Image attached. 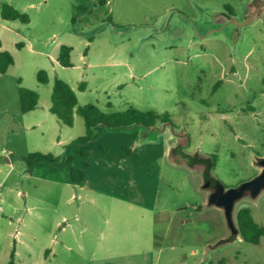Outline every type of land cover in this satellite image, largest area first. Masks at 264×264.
Returning <instances> with one entry per match:
<instances>
[{"label":"rangeland","instance_id":"obj_1","mask_svg":"<svg viewBox=\"0 0 264 264\" xmlns=\"http://www.w3.org/2000/svg\"><path fill=\"white\" fill-rule=\"evenodd\" d=\"M105 1L0 0V41L15 61L0 74V157L11 156L0 162V264H264L263 241L224 243L231 231L209 205L203 167L171 158L184 134L186 153L216 156L211 176L227 189L261 173L264 9L245 24L255 0ZM6 2L25 6L31 23L5 24ZM61 46L72 67L57 62ZM55 79L79 106L168 115L174 127L98 128L78 158L84 119L69 127L47 112ZM19 87L39 94L35 111L20 112ZM35 154L57 163L30 169ZM73 155L91 166L82 185L71 181ZM242 208L264 225V193L236 204V224Z\"/></svg>","mask_w":264,"mask_h":264},{"label":"trees","instance_id":"obj_2","mask_svg":"<svg viewBox=\"0 0 264 264\" xmlns=\"http://www.w3.org/2000/svg\"><path fill=\"white\" fill-rule=\"evenodd\" d=\"M104 0L99 1V5H104ZM81 8H78V12ZM226 12L230 16H234L232 9H226ZM1 17L6 21H18L22 24H29L30 17L18 11L9 4H4L1 9ZM264 18V14H263ZM18 48H21V44H17ZM1 48V42H0ZM72 48L67 46H61L58 56V63L60 66L68 68L72 67L71 63ZM14 58L11 53L5 51L0 52V74H5L9 67L14 65ZM37 80L40 84L46 85L49 83V77L47 72L40 71L37 75ZM263 91H264V78H263ZM83 89L84 86L82 85ZM39 94L36 91L29 90L23 87H19V100H20V112L27 114L35 111L39 105ZM50 113L54 115L62 124L72 127L74 124L75 115H78L84 119L86 126L85 136L77 139L73 146H82L76 154L82 158L86 157L91 150L94 131L96 129L108 128V129H126L130 130L138 126H142L147 132H151L157 129L156 124L159 122L163 125L174 127L170 123L168 115L160 116L156 113H141L136 110H129L124 114H115L106 116L101 113L96 107L87 105L79 106L78 98L72 88L60 79H55L53 85V91L51 96ZM199 159L204 161L207 167L206 174L211 177V171L216 166V156H206L201 153L194 154ZM29 166L33 163H57V159L51 155L35 154L24 159ZM74 157L68 159V167L70 169V176L72 183L75 185L82 184L86 179V170L89 168V164L84 162L82 167L76 168L73 165ZM215 179V178H214ZM217 180V179H216ZM236 226L239 230L241 239L252 245H259L264 242V225L260 226L255 221L249 208H242L237 213ZM232 236L229 237V239ZM235 242V241H234ZM14 253L11 254L13 259ZM13 264V261L10 262Z\"/></svg>","mask_w":264,"mask_h":264},{"label":"water","instance_id":"obj_3","mask_svg":"<svg viewBox=\"0 0 264 264\" xmlns=\"http://www.w3.org/2000/svg\"><path fill=\"white\" fill-rule=\"evenodd\" d=\"M263 9H264V0H255L253 2V7L251 8V10H254L255 12L246 19L245 24L250 23L254 19L258 18L259 13L262 12ZM230 24H236L239 27L243 26L240 25L238 20H236L235 18H232L230 20ZM188 143H189V138H187L186 147L188 146ZM9 161L10 159L8 157H0V162H9ZM258 164L259 167L261 168V173L254 179L242 183L237 188L227 189L225 185L219 180H216L212 186L211 177L207 174L205 176L206 178H205L204 188L211 191L209 196V205L216 206L224 211L227 225L231 231L232 237L227 241H224V243H232L236 241L240 236L239 230L236 226L234 219V209L236 204L245 198L254 201L258 199L262 193H264V159L259 161ZM181 165L188 166L190 168L193 167L191 161L188 160L181 163Z\"/></svg>","mask_w":264,"mask_h":264},{"label":"flooded vegetation","instance_id":"obj_4","mask_svg":"<svg viewBox=\"0 0 264 264\" xmlns=\"http://www.w3.org/2000/svg\"><path fill=\"white\" fill-rule=\"evenodd\" d=\"M253 7V3H251V5L249 6L248 12L246 17L248 18L249 16H251L252 14H254V10H251V8ZM262 12H260L259 14H261ZM229 22V21H228ZM180 138H185L187 139V135H179ZM187 141V140H186ZM186 145L187 143L185 141H180L179 144L177 145V147L171 152V158L174 160L175 163L177 164H181L184 161H191L192 163V168L197 167V166H202L203 167V178L205 180V176H206V171H207V167L204 164V161L202 159H199L198 157H196L194 154H188L186 153ZM211 185L213 186L214 182L216 181V179H214L211 176ZM210 191V190H209Z\"/></svg>","mask_w":264,"mask_h":264},{"label":"crops","instance_id":"obj_5","mask_svg":"<svg viewBox=\"0 0 264 264\" xmlns=\"http://www.w3.org/2000/svg\"><path fill=\"white\" fill-rule=\"evenodd\" d=\"M99 1H101V0H99ZM105 1V0H104ZM106 2V1H105ZM4 4H9V5H11L12 7H14L15 9H17L18 11H20V12H22V13H27V8L25 7V6H23V7H20V6H18V5H16V4H14V3H8V2H6V3H4ZM3 4V5H4ZM98 5H99V2L97 3ZM251 4V3H250ZM250 4H249V6H250ZM2 5V6H3ZM105 5H107V2L104 4V5H101V6H105ZM33 5L31 4L30 5V7H32ZM2 9V8H1ZM249 9V8H248ZM248 9H247V11H246V14H247V12H248ZM230 16V15H229ZM231 18H235V16L233 17V16H230ZM2 18V17H1ZM3 20V19H2ZM3 21H5V24H7V25H12V26H14V27H16L17 29H20V27L18 26V25H16V23H14L15 21H6V20H3ZM30 23H31V19H30ZM29 23V24H30ZM29 24H27V25H29ZM170 27L169 26H167V28H166V30H168ZM1 42V41H0ZM18 44V43H17ZM17 44H16V47H17ZM18 48V47H17ZM0 52H5L4 50H3V48H2V43H1V48H0ZM8 52V51H7ZM50 108H48L47 109V112H49L50 113ZM33 112V111H32ZM93 147V146H92ZM92 149V148H91ZM91 151V150H90ZM89 151V152H90ZM89 152H88V154H87V156L86 157H84V158H82V157H80V156H78L76 153V155H77V157L78 158H82V159H85V158H87L88 157V155H89ZM5 157H8L10 160H11V156H10V154L9 153H6V156ZM73 157H74V159H75V156L73 155ZM77 158V159H78ZM10 162V161H9ZM9 162H5V163H9ZM84 162H87V161H83L81 164H79L78 162H77V160H76V163H74L73 162V165H74V167H76V168H81L82 167V164L84 163ZM88 164H89V168L86 170V172H85V174H86V179H87V172L91 169V166H90V163L89 162H87ZM46 164L44 163V164H39V166L41 167V166H45ZM30 167V169H32V166H29ZM68 170L70 171V169H69V167H68ZM104 170V169H103ZM71 177V176H70ZM86 179H85V181H86ZM72 181V180H71ZM85 181L83 182V183H85ZM82 183V184H83ZM82 184H80V185H82ZM17 243H20V244H23V242L22 241H20V242H18L17 241ZM19 249V248H18Z\"/></svg>","mask_w":264,"mask_h":264}]
</instances>
